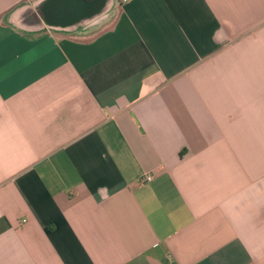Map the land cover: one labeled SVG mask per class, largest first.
<instances>
[{
	"label": "crops",
	"instance_id": "0c3cea01",
	"mask_svg": "<svg viewBox=\"0 0 264 264\" xmlns=\"http://www.w3.org/2000/svg\"><path fill=\"white\" fill-rule=\"evenodd\" d=\"M0 264H264V0H0Z\"/></svg>",
	"mask_w": 264,
	"mask_h": 264
},
{
	"label": "built area",
	"instance_id": "2783aa9c",
	"mask_svg": "<svg viewBox=\"0 0 264 264\" xmlns=\"http://www.w3.org/2000/svg\"><path fill=\"white\" fill-rule=\"evenodd\" d=\"M153 177L154 175L152 173H146L141 177L140 182H149L153 179Z\"/></svg>",
	"mask_w": 264,
	"mask_h": 264
}]
</instances>
